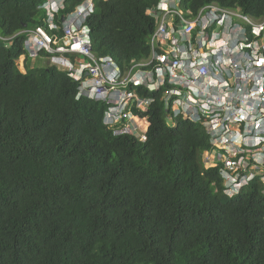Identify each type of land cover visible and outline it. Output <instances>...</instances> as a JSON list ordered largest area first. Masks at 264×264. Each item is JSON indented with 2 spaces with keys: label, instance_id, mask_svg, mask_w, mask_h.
<instances>
[{
  "label": "trees",
  "instance_id": "1",
  "mask_svg": "<svg viewBox=\"0 0 264 264\" xmlns=\"http://www.w3.org/2000/svg\"><path fill=\"white\" fill-rule=\"evenodd\" d=\"M83 0H64L61 15ZM160 0H93L91 48L126 70L150 55ZM47 0H0V264H264V185L256 176L225 194L207 167L213 147L204 127L169 123L161 91L153 97L144 142L103 125L107 106L76 99L66 71L30 67L23 30L43 25ZM254 19L264 0H180ZM59 22V21H58ZM24 56L25 73L17 61Z\"/></svg>",
  "mask_w": 264,
  "mask_h": 264
},
{
  "label": "built area",
  "instance_id": "2",
  "mask_svg": "<svg viewBox=\"0 0 264 264\" xmlns=\"http://www.w3.org/2000/svg\"><path fill=\"white\" fill-rule=\"evenodd\" d=\"M40 8L43 25L20 32L27 36L28 56L45 52L50 65L77 83L76 99L106 105L103 125L115 135L144 142L146 119L131 108L144 112L154 98L140 97L133 87L161 91L169 123L182 117L204 127L213 150L203 161L212 156L210 166L222 163L226 195L238 194L259 175L264 185V14L254 19L214 3L192 12L181 9L180 0H160L148 10L156 22L149 57L122 71L92 51L87 19L93 0L67 15L60 13L64 0H47Z\"/></svg>",
  "mask_w": 264,
  "mask_h": 264
},
{
  "label": "rangeland",
  "instance_id": "3",
  "mask_svg": "<svg viewBox=\"0 0 264 264\" xmlns=\"http://www.w3.org/2000/svg\"><path fill=\"white\" fill-rule=\"evenodd\" d=\"M24 59H25V58L22 56V57H20L19 60L17 61L18 69L20 70L21 73H24L23 71L25 70V69L23 68V67H24ZM33 59H35V58H33ZM33 59H32V60H33ZM141 124H142V126H143V125L145 126V127L143 126L144 128H146V123L143 122V123H141ZM204 156H205V154H204ZM211 164H213V157H212V156H211V157H208V159H207L205 165H206L207 167H209Z\"/></svg>",
  "mask_w": 264,
  "mask_h": 264
},
{
  "label": "crops",
  "instance_id": "4",
  "mask_svg": "<svg viewBox=\"0 0 264 264\" xmlns=\"http://www.w3.org/2000/svg\"><path fill=\"white\" fill-rule=\"evenodd\" d=\"M40 61H42V64H45L44 59L40 58L39 55H38V57L36 59H33V60L31 59V61H30V67H33V66L39 65V64L41 65V62ZM48 64H49V61H48ZM23 72L25 73V70ZM145 123H146V128H147L148 127V123H147L146 120H145Z\"/></svg>",
  "mask_w": 264,
  "mask_h": 264
},
{
  "label": "clouds",
  "instance_id": "5",
  "mask_svg": "<svg viewBox=\"0 0 264 264\" xmlns=\"http://www.w3.org/2000/svg\"><path fill=\"white\" fill-rule=\"evenodd\" d=\"M38 55H39V54H38ZM23 57H24V56H23ZM37 57H38V56H37ZM37 57H36V58H37ZM24 58H25V57H24ZM36 58H35V59H36ZM31 59H33V58H31ZM48 59H49V57L47 58V60H48ZM24 60H25V59H24ZM47 63H48V61H47ZM49 65H50V64H49ZM147 123H148V122H147ZM147 128H148V127H147Z\"/></svg>",
  "mask_w": 264,
  "mask_h": 264
},
{
  "label": "water",
  "instance_id": "6",
  "mask_svg": "<svg viewBox=\"0 0 264 264\" xmlns=\"http://www.w3.org/2000/svg\"><path fill=\"white\" fill-rule=\"evenodd\" d=\"M61 20H63V18H61Z\"/></svg>",
  "mask_w": 264,
  "mask_h": 264
},
{
  "label": "bare ground",
  "instance_id": "7",
  "mask_svg": "<svg viewBox=\"0 0 264 264\" xmlns=\"http://www.w3.org/2000/svg\"><path fill=\"white\" fill-rule=\"evenodd\" d=\"M142 125V124H141ZM144 126V125H143ZM145 127V126H144Z\"/></svg>",
  "mask_w": 264,
  "mask_h": 264
}]
</instances>
